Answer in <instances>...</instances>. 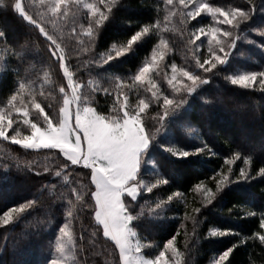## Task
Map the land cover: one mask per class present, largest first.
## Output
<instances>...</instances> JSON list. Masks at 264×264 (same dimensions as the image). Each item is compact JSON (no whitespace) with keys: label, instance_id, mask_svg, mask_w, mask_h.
<instances>
[{"label":"trees","instance_id":"16d2710c","mask_svg":"<svg viewBox=\"0 0 264 264\" xmlns=\"http://www.w3.org/2000/svg\"><path fill=\"white\" fill-rule=\"evenodd\" d=\"M211 1L212 4L246 10L253 6L247 0ZM30 2L24 0L26 5ZM13 3L14 0H4L6 5ZM31 4L36 3L32 0ZM254 8L256 13L264 12V0H255ZM113 12L115 15L91 38L81 28L66 30L62 20L61 27L57 23L55 30L47 27L67 52L66 65L73 72L75 84L86 85L83 93L89 97V105L103 115H115V89L118 82H123V91L129 95L133 107L139 99L149 103L142 119L146 131H151L149 126L155 124L152 117L156 116L157 106L148 101L151 93L145 90L142 82H134V76L151 60L153 51L161 47V41L169 45L165 55L166 68L170 64L185 65V59L191 56L190 50L200 54L201 58L203 48L198 49L199 41H195L192 34L209 16L186 18L187 22L183 20L185 25L183 21L179 24L169 15L165 0H120L119 8H114ZM260 18L264 20L256 14L254 23ZM144 25L150 26L149 32L133 45L134 51L102 63L103 55L126 44ZM0 27L9 41L8 44L0 42V48H4L0 53V64L4 67L0 68V110L8 106L20 80L35 92H45L44 97L37 96V99L55 121L62 106L59 88L67 84V78L62 68L49 58L46 39L16 12L3 6H0ZM251 38L255 39V35ZM10 48H15L17 56L11 54ZM18 56H22L23 61ZM256 58L264 61L263 54H256ZM233 62L220 66L223 74L213 76L193 94L184 109L168 118L164 131L149 148L156 165L148 168L154 173L150 177L142 169L139 179L150 183L163 175L169 183L153 192H142L135 201L137 210L145 203L154 208L156 203L164 202L160 216H143L133 222L138 225L139 239L147 245H155L151 251L143 249L147 257L156 255L169 239L175 237L173 241L182 254L183 264H212L220 254L232 248L229 264H264V244L256 236L258 232L264 234L260 229L261 214H264V176L226 187L211 204L196 187L200 184L215 192L220 173L227 175L229 168L233 175L238 174L240 168L251 169L255 174L260 166H264V91L258 87L245 89L225 80L224 75H230L237 66L248 68V61L243 58L237 60L238 64ZM49 104L51 108L47 107ZM32 118L39 122L34 111ZM14 128L21 134L30 133L20 122L14 124ZM13 134L9 130L8 135ZM202 142H206L212 151L182 159L166 151L167 146L173 145L194 151L202 146ZM237 151L240 158L228 164ZM57 153L58 150H26L0 138V214L39 197L34 209L9 226L10 232L0 228V264H47L56 254L54 241L60 227L66 223L72 233L70 264H116L118 248L114 241L103 237L102 226L95 223L90 205L82 206L70 191L78 184L94 189L90 184V169L67 162L70 167L57 177L55 171L66 162V158ZM44 167L53 171L40 176L33 174V170ZM65 174L67 181L63 178ZM68 199L73 200L71 218L67 216ZM196 208H200L199 213L194 211ZM253 212L256 215H250ZM185 214L199 221L195 229L192 219L186 218ZM217 228L229 230L230 234L213 236L212 232Z\"/></svg>","mask_w":264,"mask_h":264},{"label":"snow or ice","instance_id":"6c2138e0","mask_svg":"<svg viewBox=\"0 0 264 264\" xmlns=\"http://www.w3.org/2000/svg\"><path fill=\"white\" fill-rule=\"evenodd\" d=\"M39 2L41 7L45 9V12L40 16L31 13L24 0H14L11 5H6L4 0H0V6L16 12L28 26L37 30L46 39L49 58L54 60L59 68L63 69V75L67 78V84L59 88L62 106L59 107L54 121L45 111V106H42V103L37 99V96L44 97L45 92H35L29 88L27 83L18 80V88L11 95L8 106L0 110V138L10 140L26 150H58L57 154H62L66 158V162L60 166L59 171H55L54 174L57 177L61 176L62 172L68 169L70 165H81L83 168L90 169V184L94 185V189L78 184L77 187L70 188V191L74 194L75 201L81 202L82 206L90 205L95 223L102 226L100 230H102L103 237L114 241L115 247L118 248L116 264H180L179 259L170 262L166 258V253L170 249L176 253V249L173 247L175 237L169 239L163 250L152 258H145L142 253L144 245L140 243L137 232L138 225L133 222L143 216H160V209L164 202L156 203L154 208L145 203L139 206V210H137L135 201L142 192H153L154 189L167 185L169 181L163 175H158L154 182L148 184L137 178L138 168L142 160L141 152L147 149L150 143L155 141L159 134L164 131L168 118L188 105L198 89L209 83L213 76L223 74L219 70L220 66L227 64L236 49L237 41L241 39L240 26L251 19L255 0H247V3L253 5L247 10L238 6L226 8L211 6L207 3L197 5L194 0H179L178 4H174L173 0H166L167 5L171 8L183 6L187 9L191 4L192 10L186 14L189 17L195 18L203 12H207L213 17L221 18L219 19L220 25L229 27H212L208 32H205L204 28L199 29V33L207 39V55L201 59L200 54H194V65L190 69L181 68L177 70V66L172 64V75L167 80L172 92L167 95L163 93L158 95L157 92L153 91L157 85L149 78V73L156 67L154 62L157 57L163 59V51L154 50L151 61L139 69L133 78L134 82L143 83L145 90L151 93L148 101L157 106L156 116L152 117L155 124L149 126L151 131H146V123L142 119V114L149 107V103H146L144 99H139L133 107L129 101V95L123 91V82H118L115 89V115H103L89 105V97L83 93V88L86 85L74 84L73 72L65 63L67 52L58 42V38L48 30L44 19L47 17V23L55 27L58 21L67 18L73 0H51L50 3L48 0H39ZM75 6L87 9L85 15L88 20L86 21V28L82 26V29L85 35L91 38L99 32L105 22L109 21L110 17L115 15L113 9L119 8L120 0H112L110 5L106 3V0H96V3L86 4L81 3V0H75ZM149 27V25L142 26L139 31L131 35L126 44L113 48L106 55H103L102 63H109L134 51L133 45L149 32ZM76 34L79 35L80 33L77 32ZM200 34L196 35L197 40L200 39ZM0 42L9 43L2 27H0ZM161 44L166 47L165 41H161ZM9 51L13 56H17L15 48H10ZM17 58L23 61L22 56ZM16 71L19 76V70ZM224 79L232 85L245 89L254 88L258 80L264 86V70L248 71L238 75H224ZM261 91H264V87L261 88ZM25 97L28 98L27 104H25ZM47 107L51 108V105L49 104ZM33 111L36 117L40 118L39 122L32 118ZM18 122L27 126L30 134L21 135L14 128V124ZM9 130H12L14 135L9 136ZM166 151L182 159L192 155L209 153L212 150L206 142H202V146L194 151H188L175 145L167 146ZM239 158L240 152L237 151L227 163L232 164ZM67 162H70V165ZM245 162L247 163V161ZM52 171L53 169L44 167L42 170H33V174L40 176ZM257 176H264V166H260L255 174L251 169L240 168L238 174L233 175L232 169L229 168L227 175L220 173V179L215 184L216 191L213 192L211 188H203L202 195L204 200L211 204L226 187L239 181L250 182ZM63 178L67 181L68 175L65 174ZM196 187L200 189L202 186L197 184ZM176 195L180 194L176 193ZM171 199L172 197L169 196L168 200L171 201ZM38 202L39 197L4 211L0 214V228L8 229L10 232L9 226L14 225L22 216L34 209ZM68 205L67 216L71 218L73 216L72 199H68ZM194 211L199 213L200 208H196ZM185 215L186 218L192 219L195 229L199 221L195 217ZM250 215H256V213L253 212ZM68 227L69 225L66 223L59 229L60 235L54 241L57 258H54L51 264H63L61 258L70 251L72 236L67 231ZM260 229L264 231V214H261ZM8 232L4 237L5 242ZM228 234H230L229 230L218 228L212 232L213 236ZM256 236L264 244V234L258 232ZM233 249H228L220 254L216 264H229L228 258Z\"/></svg>","mask_w":264,"mask_h":264},{"label":"rangeland","instance_id":"374dc122","mask_svg":"<svg viewBox=\"0 0 264 264\" xmlns=\"http://www.w3.org/2000/svg\"><path fill=\"white\" fill-rule=\"evenodd\" d=\"M30 1L31 2L29 3L28 6H30L29 7V11L31 13H34L37 16H40L42 13L45 12V9L43 7H41L39 0L35 1L36 4H31L32 0H30ZM48 2L50 3L51 0H48ZM109 2L111 3L112 0H106L107 4H109ZM178 2H179V0H173L174 4H178ZM81 3H83V4L96 3V0H81ZM194 3L197 4V5L200 4V3H207V4H209L211 6H215V7H226V8H231L232 7V5L220 6V5H217V4H212L211 0H194ZM33 5H36V6L33 7ZM167 6H168V10H169V15L171 16L173 21H178L177 23L181 24L183 20L185 22H187L188 19L185 20L186 18H190V20L192 19V17H189V16L186 15L188 11L192 10L191 4L189 5V7L187 9H185L183 6H179V7H176V8H171L169 5H167ZM251 7H253V6H251ZM32 8H34L33 11L31 10ZM86 12H87V9H85V8H82V7L81 8H77L75 6V0H73V4L71 6V11L68 12L67 18H62L61 19L62 22H63V28H65L66 30H69V29L70 30L71 29L74 30L76 28H81L82 29V26L84 28H86V21L88 20V17L85 15ZM256 12L257 11L254 8V11H253L251 19L240 26L241 39L237 41V47L233 51L232 56L228 60V62L234 61L232 64H235V63L238 64L237 60L243 58V59L248 61V68H246L245 66H242V67L237 66L234 70H232V72H230L231 73L230 75H238V74H242V73L248 72V71H262V70H264V61L263 60H259L258 58H256V54H259V55L263 54L264 55V34H262V32H264V20L260 18V20L259 19L257 20L256 24L253 21V18L256 17V14L260 15L261 17H264V12H262V11H260V12L258 11V13H256ZM200 15L206 16V17L209 16V18L206 19L204 21V25L198 27V29H196L193 32L192 35H193V38L195 37V41H199L198 42L199 45H197L198 49H201V47L203 48L201 59H204L206 57V55H207L206 49L208 47V44H207V39L205 38V36L199 33V29L200 28H204L205 32H208V31L211 30L212 27L228 28L229 26L220 25L219 24V19H221V18L213 17L210 13L203 12ZM44 19H45V23L47 25H49L50 28H53L54 30L56 29V27H53L51 24L47 23V17H45ZM184 21H183V25H185ZM57 23L60 24V21H58ZM59 24H57L56 26H58ZM78 25H80V26L78 27ZM60 27H61V24H60ZM65 32L67 33V31H65ZM198 34H200V39L199 40L196 39V35H198ZM252 35H255V39L256 40L255 39L251 40L252 39L251 38ZM241 41H243V44H241ZM187 43H189V42H187ZM168 46L169 45L167 43H166V47H165V45L161 44V47H159L157 49V50L163 51L164 52V56H163V59H160L159 57H157V60L154 62L156 67L154 68V70H152L149 73V78L152 79L157 85V88L153 89V91L157 92L158 95H160L161 93L165 94L164 93L165 91L167 92V94L172 92L171 87L167 83V80L172 75V67H171L172 64H170V67H168V68H166V66H164V63L167 61V58L165 59V55H166V52L168 50ZM189 50H190V48H189ZM1 51L3 52L4 48H0V53H1ZM190 54H191V56L188 55L187 59H185L187 61V62H185V65L187 64L186 66L184 64L183 65H181V64L176 65L175 64L177 66V70H179L181 68H189L190 69V68L193 67V65H194V52L192 50H190ZM184 57H186V55H184ZM1 63H2V61H1ZM65 63H66V61H65ZM0 68L2 70L4 68L3 65L0 64ZM69 70H70V68H69ZM74 84H75V82H74ZM76 85H77V83H76ZM255 87L262 88L264 86H262L259 83V80H258L256 82ZM68 90L70 91V89H68ZM167 94H165V95H167ZM21 135H28V134H21ZM9 136H11V135H9ZM8 141H10V140H8ZM152 143H150V145H149V147L147 149L142 150V152H141L142 160H141V163L139 165L138 172H137V178L138 179H139V173H140V171L142 169L145 170V173H149L150 177L153 176L151 174H153L154 172L153 171L151 172L150 169H149V168H154L155 165H156L155 162H154V157L149 152V148L153 146ZM141 180H143V179H141ZM144 180L143 181H144L145 184L149 183L146 179H144ZM199 190L202 193L203 192V187H201ZM67 231L70 234H72L70 232V228L69 227H68ZM59 235H60V233H59ZM65 239L67 240V237H65ZM140 243L142 245H144V247L142 248V253H143V249H149V251H151L154 248V246H155V245L154 246L153 245H147V244L143 243L141 240H140ZM69 247H70V251L68 252V254L65 257L61 258L63 260V264H70V261H71V245ZM173 247L176 249V253H173L171 251V249H170L169 252L166 253V258L169 259L170 262L172 260H174V259H179L180 264H183L182 254L180 253V251L175 246L174 241H173ZM143 255L145 256L144 253H143ZM54 258H57V253L55 254V256L47 264H51V261ZM145 258H152V257L145 256ZM218 259H215L212 262V264H216V261Z\"/></svg>","mask_w":264,"mask_h":264}]
</instances>
